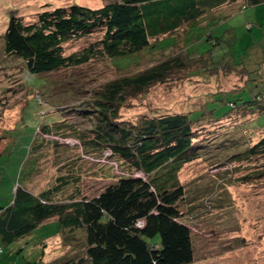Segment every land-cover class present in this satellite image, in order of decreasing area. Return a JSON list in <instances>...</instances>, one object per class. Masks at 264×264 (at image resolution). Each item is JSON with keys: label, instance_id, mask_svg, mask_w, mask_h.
Wrapping results in <instances>:
<instances>
[{"label": "trees", "instance_id": "trees-1", "mask_svg": "<svg viewBox=\"0 0 264 264\" xmlns=\"http://www.w3.org/2000/svg\"><path fill=\"white\" fill-rule=\"evenodd\" d=\"M260 3L264 0H112L98 7L74 2L45 8L32 22L11 14L1 44L5 55L21 59L26 86H31L28 77L36 75L40 81L34 89L47 87L49 81L41 75L74 70L92 61L110 60L118 75L95 83H88L89 77L81 86H73L81 97L71 109L81 122L70 121L59 109L58 119L49 114L48 121L38 123L22 168L23 184L15 186L11 203L0 207L2 239L18 240L56 219L63 244L72 248L43 264L192 263L196 242L186 214L199 215L202 198H209L213 207H223L227 195L218 181L210 187L220 194L200 186L189 190L180 178L182 167L203 158L217 167L264 158V33L251 42L245 61L243 56V60L236 58V39L230 41L229 34L223 37L211 30L196 37V29L217 25ZM223 8L231 10L215 15ZM183 26L188 27L184 49L164 57L169 47L178 44L173 33ZM247 26L252 30L254 25ZM94 32L98 36L82 48L66 52V42ZM163 35L169 36L156 40ZM205 43L210 47L205 48ZM143 52L163 56L133 70ZM227 67L245 72L246 79L236 90L213 92L186 111L135 120L122 115L123 108L177 71L199 79L222 76ZM36 97L44 104L43 98ZM228 120L236 123L227 125ZM234 125L243 132L234 130ZM46 141L60 165L47 186L36 193L26 180L36 169ZM73 141L81 154L113 162V167L97 172L109 181L95 193L84 187L85 169L78 167V157L67 154ZM262 177L264 166L239 179ZM182 205L188 212H183Z\"/></svg>", "mask_w": 264, "mask_h": 264}, {"label": "rangeland", "instance_id": "rangeland-1", "mask_svg": "<svg viewBox=\"0 0 264 264\" xmlns=\"http://www.w3.org/2000/svg\"><path fill=\"white\" fill-rule=\"evenodd\" d=\"M110 1L112 0H0V207L10 204L15 186L18 183L23 184L25 170L22 171V168L28 158L30 144L36 137L38 123L42 119L48 121L49 114L58 119L59 109L70 121L80 120L81 117L71 109L81 97V93L75 89L77 87L73 86H81V82L89 77L91 79L88 83H95L118 75L117 68L110 60L92 61L74 70L41 75L48 79L47 87L34 89L40 81L36 75L28 77L27 81L31 86H26L27 71L21 59L5 55L1 44V36L10 15L23 16L26 22H32L36 20L37 13L45 8L74 2L98 7ZM230 10L231 8H223L215 15ZM206 23L205 21L204 24ZM249 24L254 25L252 30L248 28ZM205 27L197 28L195 36H198V32L204 35L211 30L216 35L222 34L223 37H228L226 34H229L230 41L236 39V58L241 60L243 56L247 61L250 54L249 45L255 37L264 33V3L249 6L217 25L207 24ZM186 31L188 27L183 26L173 33L178 44L169 47L164 52V57L170 51L182 52ZM97 36L98 33L94 32L89 36L66 42V52L82 48ZM168 36L163 35L156 40ZM204 45H207L205 48L210 47L209 43ZM141 55L142 60L132 68L133 70L146 67L157 57L163 56L162 53L151 52H143ZM244 73L235 68L228 70L227 67L222 76L210 75L209 78L193 79L187 76L186 72L177 71L166 82L154 85L145 94L133 100L131 107L122 109V115L135 120L142 115L186 111L205 101L213 92L236 90L246 79ZM71 80L73 81L70 82ZM69 92L72 95L70 97ZM37 94L43 98L44 104L36 100ZM235 123L233 120L226 121L227 125ZM234 126L231 128L243 132L238 126ZM215 127L211 126L214 129ZM71 143L67 154L69 157H78V167L85 169L84 187L90 193H95L109 181L97 176V172L101 167H113V162H108L106 158L81 154L79 149L74 148L76 141ZM44 144L39 152L43 155L36 160L37 167L28 173L26 180L27 186L36 193L47 186L48 181L58 173L60 165L55 163L53 149L47 146V141ZM35 156L37 153L33 155ZM212 163L213 160L210 159H196L185 164L180 171V178L189 190L200 186L207 187L206 190L213 195L220 194L216 187H210L215 186L218 181L227 195L222 201L226 204L223 207H213L209 198H202L200 204H203V207H199V215L186 214L184 219L190 226L196 242V258L190 264H264V177L247 182L239 179V176L264 166V158H258L251 163H234L220 167ZM233 166L239 167L234 171ZM254 166L257 167L253 169ZM182 210L188 212L185 205H182ZM71 248L62 242L58 220L51 219L35 228L31 234L9 243L0 235V264H43L60 258Z\"/></svg>", "mask_w": 264, "mask_h": 264}, {"label": "built area", "instance_id": "built-area-1", "mask_svg": "<svg viewBox=\"0 0 264 264\" xmlns=\"http://www.w3.org/2000/svg\"><path fill=\"white\" fill-rule=\"evenodd\" d=\"M38 132H40V129L38 128V130H37Z\"/></svg>", "mask_w": 264, "mask_h": 264}]
</instances>
